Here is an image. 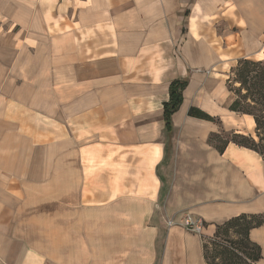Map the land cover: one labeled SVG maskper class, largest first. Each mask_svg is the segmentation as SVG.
<instances>
[{
    "label": "crops",
    "instance_id": "1",
    "mask_svg": "<svg viewBox=\"0 0 264 264\" xmlns=\"http://www.w3.org/2000/svg\"><path fill=\"white\" fill-rule=\"evenodd\" d=\"M263 51L264 0H0V264H207L217 224L264 214V158L210 142L255 135L228 80Z\"/></svg>",
    "mask_w": 264,
    "mask_h": 264
},
{
    "label": "trees",
    "instance_id": "2",
    "mask_svg": "<svg viewBox=\"0 0 264 264\" xmlns=\"http://www.w3.org/2000/svg\"><path fill=\"white\" fill-rule=\"evenodd\" d=\"M232 72L234 73L233 81L238 86L232 88L229 78L228 87L235 96L230 110L248 114L254 118L259 141L256 142L250 135L232 131L230 133L233 134V139L216 145L215 137L221 134L215 133L211 135L210 142L214 143L220 152L224 151L228 143L233 142L257 151L264 158V58L260 60L240 59ZM186 85L187 80H174L170 84V98L164 103L168 129L171 128L170 116L179 109L183 102V91ZM189 114L213 120V117L195 107L190 108ZM260 226H264V214H241L217 224L215 233L203 240L204 258L207 264H250L260 260L262 248L249 236L251 229ZM233 230L242 239H232L229 235Z\"/></svg>",
    "mask_w": 264,
    "mask_h": 264
},
{
    "label": "rangeland",
    "instance_id": "3",
    "mask_svg": "<svg viewBox=\"0 0 264 264\" xmlns=\"http://www.w3.org/2000/svg\"><path fill=\"white\" fill-rule=\"evenodd\" d=\"M257 58H261V59H263L264 58V51L257 57ZM257 58H254V59H252V58H249V59H251V60H260V59H257ZM238 64V63H237ZM237 64L235 65V67L237 66ZM234 67V68H235ZM233 68V69H234ZM230 79H231V84H230V86L232 87V88H234V87H236V86H238V84L237 83H234V81H233V79H234V73L232 72L231 73V75H230ZM245 135H250V137H252L256 142H258L259 141V136L257 135V132L255 131V135H252V134H245ZM234 137H233V134H231V133H229V132H223V134H221V135H219V136H217V137H215V140H214V143L217 145V144H221V143H223V141H225V140H228V139H233ZM231 234L229 235L232 239L233 238H235V239H237V238H240V239H242V237L240 236V235H238V234H236V233H234V230L232 231V232H230ZM234 233V234H233Z\"/></svg>",
    "mask_w": 264,
    "mask_h": 264
},
{
    "label": "built area",
    "instance_id": "4",
    "mask_svg": "<svg viewBox=\"0 0 264 264\" xmlns=\"http://www.w3.org/2000/svg\"><path fill=\"white\" fill-rule=\"evenodd\" d=\"M183 224L188 230L192 232H196L198 234L202 233L203 228H204V223L201 220L194 219L190 215H187L183 219Z\"/></svg>",
    "mask_w": 264,
    "mask_h": 264
},
{
    "label": "bare ground",
    "instance_id": "5",
    "mask_svg": "<svg viewBox=\"0 0 264 264\" xmlns=\"http://www.w3.org/2000/svg\"><path fill=\"white\" fill-rule=\"evenodd\" d=\"M204 229V228H203Z\"/></svg>",
    "mask_w": 264,
    "mask_h": 264
}]
</instances>
